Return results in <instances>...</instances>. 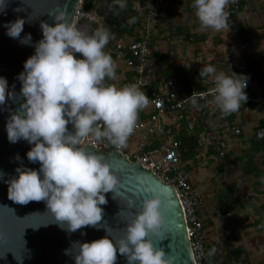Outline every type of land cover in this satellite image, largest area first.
Returning <instances> with one entry per match:
<instances>
[{"label": "clouds", "instance_id": "clouds-1", "mask_svg": "<svg viewBox=\"0 0 264 264\" xmlns=\"http://www.w3.org/2000/svg\"><path fill=\"white\" fill-rule=\"evenodd\" d=\"M229 2L194 0L200 30L211 28L226 34L230 30L225 11ZM118 6L126 7L125 0ZM5 7L6 0H0V11ZM49 15L55 23L40 22L43 38L36 42L34 54L24 61V71L17 76L21 82L20 107L6 123L9 142L23 139L31 144L27 159L39 162L40 167L38 171L17 167L18 175L8 181L7 195L21 205L45 201L55 221L73 233L101 225V205L108 202L104 194L111 192L115 199L120 184L104 158L85 146V139L91 136L97 142L106 139L117 148L125 146L149 97L135 84L123 88L104 85L106 77L115 78V63L103 51L111 38L107 29L89 34L69 18L66 8L57 7ZM24 24L25 20L18 17L5 27L9 37L27 45L31 35L21 39ZM199 76L213 77L211 103L223 115L237 112L248 99L244 91L248 78L243 74L217 73L208 65L200 69ZM6 96L13 98L14 93L0 77V105L7 103ZM191 102L196 104L195 96ZM69 124L74 131H69ZM162 197L163 192L145 197L141 210L127 222L124 235L115 244L105 228L108 235L91 242H73L66 254L73 256L75 264H115L117 252L128 264H174L175 257L156 247L152 239L166 237Z\"/></svg>", "mask_w": 264, "mask_h": 264}, {"label": "crops", "instance_id": "crops-1", "mask_svg": "<svg viewBox=\"0 0 264 264\" xmlns=\"http://www.w3.org/2000/svg\"><path fill=\"white\" fill-rule=\"evenodd\" d=\"M125 2H137L134 7L127 5L139 12L143 20L146 11L151 9V4L147 0ZM193 4L194 0H164L159 6L161 14L150 29L151 36L157 33L151 39L152 62L158 77L155 83L159 85V81L162 84L165 78H174L188 89L204 88L209 81L214 80L212 76H199L200 69L208 65L214 66L217 73L223 72L229 76L232 73L239 75L243 70L252 82V88L245 90L247 101L242 102L239 110L230 118V121L241 129V133L239 135L225 133L224 139L228 149L225 156L220 158L213 148L210 150L202 147L192 156L201 155L206 162L215 164L212 168L225 172L224 180L228 184L227 187H232L233 194L240 198L239 203L229 212V216L220 219L214 210L216 189L212 186L213 193L208 197L203 196V203L197 209V214L203 221L208 256L214 264H220L226 252L237 247L246 253L250 263L256 264L251 261L252 255H258L261 250L260 240L254 234L258 233L260 237H264V224L260 226L255 217L256 214L261 215L260 221H264V138L254 137L255 130L263 127H259V124L264 118V57L261 56L264 49H260L257 54V46L264 45V0L234 2L230 0L225 9L230 26L226 34L224 30L215 31L211 28L201 31ZM234 4H238L236 10L231 9ZM116 9L115 6V12ZM162 18L165 19L164 23L158 25V19ZM76 24L89 34L97 30L96 25L87 21H79ZM127 26L128 17H125L120 25L106 23L107 28L112 27L120 32L116 35L126 43L132 41L135 36L134 33L131 35ZM159 27H162L163 31ZM141 28L136 27L135 33L140 35ZM125 32L129 38L124 37ZM255 34L257 36L254 38ZM242 43L247 44L246 49L234 54L232 48ZM251 46H254L255 50L250 48ZM107 54L111 56L108 49ZM112 57L115 63V78L106 77L104 85L123 88L125 82L131 81L132 71L124 60L113 55ZM118 61H122L123 65L118 64ZM142 111L139 110L138 116H143ZM199 117L194 120L195 126L200 123L203 127L199 136L207 131H213L210 120L207 117L206 120ZM179 123V120L173 121L171 129H177ZM246 124L250 126L244 130ZM188 131L193 132L194 129ZM227 139H230L229 144ZM129 141L127 140L126 146ZM171 141L175 146L172 137ZM215 157L219 159L217 163ZM185 161L191 166L187 172L192 183L194 182L192 176H195L196 171L194 167L198 166L196 160H191L190 156ZM192 185L196 187L194 183ZM206 192H209L208 189Z\"/></svg>", "mask_w": 264, "mask_h": 264}, {"label": "water", "instance_id": "water-1", "mask_svg": "<svg viewBox=\"0 0 264 264\" xmlns=\"http://www.w3.org/2000/svg\"><path fill=\"white\" fill-rule=\"evenodd\" d=\"M85 1L6 0V7L0 11V77L7 80L8 91L14 93L13 98L6 96L7 103L0 105V264H75L73 256L65 252L72 247L73 242H91L99 239L108 235L105 231V228H108V238L113 239L115 244L124 235L127 222L141 210L143 199L150 197L154 192H163L162 211L167 217L164 227L166 237L159 241L152 238L154 245L163 249L167 255L175 257L174 264H197L184 212L174 187L157 178L152 170L131 162L120 151L104 153L90 144L85 145L104 158L120 181L115 199L111 192L104 194L108 202L101 205L104 215L99 227L88 226L69 233L66 225L62 228L60 223L55 221L45 201H31L21 205L8 198V181L18 175L15 171L17 167L37 171L40 167L39 162L32 163L27 159L26 153L32 147L31 144L23 139L11 143L7 138L6 123L21 103V82L17 76L24 71V61L34 54L36 42L43 38L40 22L54 25L55 21L49 12L57 7L66 8L69 18L73 21L77 4L84 5ZM100 1L97 15L108 21L110 17L106 15L115 12L114 0ZM18 17L25 20L21 39L30 34L31 44H23L19 39L7 35L5 25ZM125 17L119 16L110 24L120 25ZM68 129L74 131L71 124ZM130 202L134 204L130 206ZM115 264H128V261L117 252Z\"/></svg>", "mask_w": 264, "mask_h": 264}, {"label": "built area", "instance_id": "built-area-1", "mask_svg": "<svg viewBox=\"0 0 264 264\" xmlns=\"http://www.w3.org/2000/svg\"><path fill=\"white\" fill-rule=\"evenodd\" d=\"M151 4V9L144 14L143 27L140 35L128 43L120 38L115 39V45L108 50L116 58L124 60L126 66L134 72V80L127 81V85H137L141 91L149 97V104L143 110V116H138L134 131L128 140H134L135 148L131 152L124 150V146L117 148L106 139L95 141L91 136L85 139V145L90 144L100 151H120L131 162H136L142 167L152 170L157 178L164 183L174 187L179 197L184 218L187 224V232L190 238L191 248L197 264L203 262L205 255V234L203 230L202 219L197 214V209L203 203V195L192 185L188 172L185 169L176 147L172 144L171 125L173 121L184 117V112L188 115V129H194V120L197 112L206 116L213 131H207L200 134L199 144L202 148H213L218 156H225L227 144L224 139L226 132L232 135H239L241 129L234 125L230 120L234 113L223 115L221 111L213 104V96L210 90L214 87V80L208 82L204 88L188 89L184 84L174 78H165L159 85L155 83L157 75L152 62V49L149 45L150 29L152 23L161 14L159 6L164 0H147ZM238 4L232 6L236 10ZM139 13V12H138ZM97 14L84 5L77 4L73 22L87 21L97 22ZM108 46V43L107 45ZM247 44L242 43L232 48L234 54L246 49ZM264 57V50L261 52ZM247 77L245 71L241 70L239 75ZM248 78V77H247ZM252 88V82L247 79V90ZM192 96L196 97V104L191 102ZM179 127V125H178ZM177 127V128H178ZM256 139L264 138V126L255 130ZM166 138V139H165ZM165 139V140H164ZM156 144H153V143ZM220 219L229 216V213L222 214L217 212ZM235 264H252L243 256Z\"/></svg>", "mask_w": 264, "mask_h": 264}, {"label": "trees", "instance_id": "trees-1", "mask_svg": "<svg viewBox=\"0 0 264 264\" xmlns=\"http://www.w3.org/2000/svg\"><path fill=\"white\" fill-rule=\"evenodd\" d=\"M119 2H120V0H115V6H117L116 7L117 8L116 9L117 14L126 13L129 10L132 11V14L128 16V21L134 19V22L133 23H128L127 29H129L131 35H133V33H134L135 36H133V37H134V39H137L139 37V35L135 33V29H136V27L137 28L138 27H143V16L139 15L137 11H135L132 7H130L128 5L126 7H124V8H120L118 6ZM85 6L88 7V4L84 2V7ZM164 21H165L164 18L158 19V25L161 24V23H164ZM104 26H106V24ZM159 28L162 29V27H159ZM108 31L111 34V38H110V40L108 42V46H105L107 49H109L110 47H113L115 45V42H114L115 39L114 38L115 37L118 38V36L116 34H120V32L116 31L115 28H112V27L108 28ZM162 31H163V29H162ZM156 34H154V36ZM154 36L150 35V41H149L150 42L149 43L150 46H152L151 39ZM108 52H110V51L108 50ZM76 55L79 56V54H76ZM112 55L115 57V55L111 53V57H112ZM80 58H82V57H80ZM130 76H131V81H133L134 77H135L133 71L130 74ZM186 115H188V113L184 112V117H180V119H179L180 127H178L177 129H174V128L171 129L173 142L175 144V147H176V149H177V151L179 153V156H180L182 161L183 160L185 161L186 159H188L189 156L193 155L195 153V151L198 150V148H201V146L199 144V132L203 129V127L200 125V123H197V125L194 126V131L193 132H189L188 131V123H187L188 119H187ZM195 116L196 117L201 116L199 118H202V119L206 120V116H203V115H201L198 112H197V114ZM260 126H264V118L261 119L259 127ZM103 152L107 153L108 151L105 150ZM185 169L187 171V170L191 169V166L190 165L188 166L186 164L185 165ZM214 199H215V204H214L215 212L226 214V213H229L233 208H235L237 203H239V199L240 198L233 194L232 187H227L226 190H224L222 192H220V191L217 192L215 194ZM243 256L245 257L246 260H249L247 258L246 253L243 252L242 249H238L236 247V248L226 252V254L224 255V257H223L222 261L220 262V264H233V263H235L237 261H240V259ZM206 258H207V260L204 261V262H201L200 264H214L213 261H211L210 257L208 256L207 249H206Z\"/></svg>", "mask_w": 264, "mask_h": 264}, {"label": "rangeland", "instance_id": "rangeland-1", "mask_svg": "<svg viewBox=\"0 0 264 264\" xmlns=\"http://www.w3.org/2000/svg\"><path fill=\"white\" fill-rule=\"evenodd\" d=\"M127 4H130L134 7V5H137L138 3L137 2L136 3L135 2H129V3H126V6H127ZM94 25H96V29H100V28L102 29V25H103V29L108 30V28L106 26H104L102 19H100L99 17L97 19V22L94 23ZM255 36H257V34L254 35V38H255ZM124 37L129 38L127 32H125ZM250 48L255 50L254 46H251ZM260 49H264L263 44L262 45L260 44V46H257V54H259ZM103 51L107 53L106 48H104ZM118 64L123 65V62L118 61ZM249 126H250V124H246L244 126V130H247ZM229 142H230V139H227L228 144H229ZM124 147H125L124 148L125 151L131 152L135 148L134 140H130L128 142L127 146L125 145ZM197 153H199V152H197ZM195 156H196V154L194 156H192V155L190 156L191 160L192 159L196 160V164L198 166L196 168L194 167V169L196 171H195V176H192V179L194 181L192 183H194V185H196L198 192L203 194V196L207 195V197H208V195L210 196L211 193H213V189L211 191L212 186L216 189L215 190L216 193L219 191L222 192V191L226 190L227 185H228L224 180L226 173L218 171V169L212 168V166L215 164L213 162H206V160L201 155H198L196 157ZM215 160H216L215 163H217V161L219 159H216V157H215ZM182 162L184 165L189 164V163H186V161H184V160ZM190 162L194 163L193 161H190ZM207 189L209 192H206ZM255 217L258 220L259 225L262 226L264 224V221H260L261 215L256 214ZM254 229H256V228H254ZM254 236L260 240L261 252L258 255H252L253 257L251 258V261H253L256 264L257 263H264V237H260V235L258 233H255ZM251 253H254V252H251Z\"/></svg>", "mask_w": 264, "mask_h": 264}, {"label": "flooded vegetation", "instance_id": "flooded-vegetation-1", "mask_svg": "<svg viewBox=\"0 0 264 264\" xmlns=\"http://www.w3.org/2000/svg\"><path fill=\"white\" fill-rule=\"evenodd\" d=\"M85 3H87L88 4V7H86V8H89V9H91L92 11H94L96 14H97V9L99 8V6H100V3H101V1L100 0H86L85 1ZM117 7V6H116ZM109 10V9H108ZM126 14H128V16L129 15H131L132 14V11L131 10H129V11H127L125 14L124 13H122V15H124V17L126 16V17H128ZM119 15H121V14H117V12H115V14H113L112 12H110V14H107L106 16L109 18L110 17V19L108 20V21H105V19L102 17V16H98L100 19H102V22L103 23H108V24H110V23H112L113 21H116L117 20V18H119ZM121 15V16H122ZM113 24V23H112Z\"/></svg>", "mask_w": 264, "mask_h": 264}, {"label": "bare ground", "instance_id": "bare-ground-1", "mask_svg": "<svg viewBox=\"0 0 264 264\" xmlns=\"http://www.w3.org/2000/svg\"><path fill=\"white\" fill-rule=\"evenodd\" d=\"M219 157L222 158V157H224V156H219ZM188 236H189V235H188ZM189 240H190V238H189ZM204 252H205V255H204V258H203V262L207 260V258H206V247H205ZM247 261H249V260H247Z\"/></svg>", "mask_w": 264, "mask_h": 264}]
</instances>
